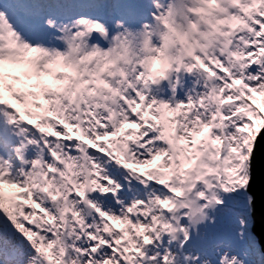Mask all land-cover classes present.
I'll return each mask as SVG.
<instances>
[{"label": "snow or ice", "instance_id": "6c2138e0", "mask_svg": "<svg viewBox=\"0 0 264 264\" xmlns=\"http://www.w3.org/2000/svg\"><path fill=\"white\" fill-rule=\"evenodd\" d=\"M256 93L264 0H0V264H255Z\"/></svg>", "mask_w": 264, "mask_h": 264}, {"label": "water", "instance_id": "95a60500", "mask_svg": "<svg viewBox=\"0 0 264 264\" xmlns=\"http://www.w3.org/2000/svg\"><path fill=\"white\" fill-rule=\"evenodd\" d=\"M247 192L252 201V231L257 236L264 253V129L255 143V151L251 158V180Z\"/></svg>", "mask_w": 264, "mask_h": 264}, {"label": "rangeland", "instance_id": "374dc122", "mask_svg": "<svg viewBox=\"0 0 264 264\" xmlns=\"http://www.w3.org/2000/svg\"><path fill=\"white\" fill-rule=\"evenodd\" d=\"M256 97H257L258 103H260L261 101H264V97H261V95L259 93H256ZM235 208H236L237 212L241 211L244 219L247 221L248 224H250V228H247L246 231L252 233V229H251L252 223H249V221H248L249 216H251V218H252V211L250 213L248 212L246 196L243 198V200L241 199V200L237 201ZM233 223H234V221H233ZM237 226L239 227V225H237ZM257 242H258V240H257ZM258 245H259V242H258ZM252 259L254 260L255 264H264V254L262 253L260 246H259V252L255 253L253 255Z\"/></svg>", "mask_w": 264, "mask_h": 264}, {"label": "bare ground", "instance_id": "6f19581e", "mask_svg": "<svg viewBox=\"0 0 264 264\" xmlns=\"http://www.w3.org/2000/svg\"><path fill=\"white\" fill-rule=\"evenodd\" d=\"M248 221H249V223H252V218H251V216L248 217Z\"/></svg>", "mask_w": 264, "mask_h": 264}]
</instances>
